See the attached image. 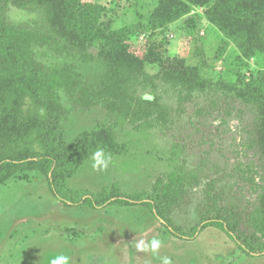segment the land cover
<instances>
[{
  "label": "rangeland",
  "instance_id": "1",
  "mask_svg": "<svg viewBox=\"0 0 264 264\" xmlns=\"http://www.w3.org/2000/svg\"><path fill=\"white\" fill-rule=\"evenodd\" d=\"M44 2L0 0V5L13 23L39 24L46 16ZM52 2L54 26L72 40L86 43L94 56L82 60L47 51L53 64L77 78L75 83L90 85L112 64L124 60L142 70L127 84L126 99L131 104L125 111L115 107L116 97L105 90L90 93L86 107L62 90L59 100L66 110L57 113L52 104L50 110L39 108L46 115L44 124L59 119L60 125L51 126L50 140L39 134L33 148L27 141L22 145L32 157L45 152L58 155L55 183L66 195L79 197L106 189L109 196L117 185L119 195L146 198L157 180L172 169V144L183 137L195 140L187 146L189 167L203 160L209 167L216 158L219 168L247 161L245 143L260 125L264 127V51L247 53L226 32L225 24L211 18L215 10H221V1ZM91 2L96 5L95 24L78 16ZM100 28L119 33L113 37L100 33ZM246 92L251 101L244 97ZM164 105L171 109L163 125L155 117ZM28 108H37L32 96L24 99V110ZM120 113L126 118L120 119ZM16 115L0 121L2 132L6 128L17 133ZM197 123L200 130L195 132ZM98 149L111 157L103 172L91 166V156ZM205 172L221 184L235 179L218 171ZM189 191L190 196L170 215L172 227L182 233L201 224L206 214L200 210L201 188L191 186ZM242 192L248 202H258L259 195L246 184ZM153 237L162 241L159 256L170 257L173 264H264V255L246 254L214 226L203 228L192 240L179 236L142 204L92 208L62 203L49 188L43 170L19 171L0 185V264H49L58 254L69 256L70 264H160L151 252L134 247L135 241Z\"/></svg>",
  "mask_w": 264,
  "mask_h": 264
},
{
  "label": "trees",
  "instance_id": "2",
  "mask_svg": "<svg viewBox=\"0 0 264 264\" xmlns=\"http://www.w3.org/2000/svg\"><path fill=\"white\" fill-rule=\"evenodd\" d=\"M220 1L221 10H215L211 18L219 25L225 24L226 27L224 25L223 27L226 32L231 34L247 53L264 51V0H215V3ZM44 3L47 5L43 9L46 16L39 24L36 21L13 23L6 19V8L0 5V80L2 84L0 121L17 112V133L8 131L6 128L4 133L2 132L4 127L0 129V185L5 184L19 171L43 170L48 176L49 188L62 203L72 206L86 205L92 208H104L108 203L142 204L179 236L192 240L203 228L214 226L225 232L246 254L264 255L263 125H260L259 132L257 130L255 133L252 132L250 140L245 143L247 146L244 147V154L247 161L236 163L232 168H229L227 163L219 168L218 158L211 161L209 167L206 166V160L194 167H189L186 153L190 142L187 138L190 136L176 140L171 147L172 169L166 173L165 178L157 180L151 194L146 198L132 199L119 195L115 192L117 185L113 187L109 196H106V189L97 193L86 192L79 197L66 195L55 183L54 173L58 165V155L50 152L36 154L33 157L28 155V150L23 147L22 141H27L31 149L39 140V134L43 140L48 141L51 139V126L57 128L60 125L59 119L53 120L50 125L44 124L46 115L39 110V108L50 110L51 104L55 106L54 111L57 113L66 110L59 100L60 91L66 90L74 101L86 107L89 105L90 93L104 94L105 90V93L111 97H116L114 105L122 112L125 108L129 109L131 104L126 99L129 94L128 82L133 76L136 77L142 73L141 67L132 68L131 63L124 60L121 63L112 64L100 74L98 80L90 85L75 83L77 78H74L66 68L53 64L47 51L65 53L82 60H92L94 56L86 43L80 44L72 40L54 26L55 5L52 0H45ZM248 5L251 6L250 11ZM23 7L27 8L26 5ZM95 7L96 5L92 2L87 7H81L79 18L95 24L98 20ZM40 10L42 9L36 11L40 12ZM99 32L113 35V37L119 33L101 28ZM95 83H99L98 88H94ZM26 96L33 97L37 108L24 110ZM244 97L250 101L253 99L247 92ZM150 98L151 96L145 97V99ZM169 109H171L170 106L164 105L161 113L156 112L157 123L163 125L166 123L170 114ZM126 116V114H119L120 119ZM199 122H202V119H199ZM195 127V132H198L199 124L197 123ZM14 134L17 135L14 137ZM199 140L202 141L201 138ZM193 141L195 140L191 139V142ZM210 147H215V143H211ZM257 160L258 163H256ZM207 169L213 171L212 174L218 171L223 177L232 176L235 179L233 182L221 184L205 172ZM204 178L207 179L205 184L201 182ZM245 184L259 195L258 202L253 204L244 199L242 190ZM191 186L201 188L200 210H205L206 214L201 224L191 228L188 233H182L172 227L170 215L175 208L181 206L186 197L190 196ZM244 203L245 206H243Z\"/></svg>",
  "mask_w": 264,
  "mask_h": 264
},
{
  "label": "clouds",
  "instance_id": "3",
  "mask_svg": "<svg viewBox=\"0 0 264 264\" xmlns=\"http://www.w3.org/2000/svg\"><path fill=\"white\" fill-rule=\"evenodd\" d=\"M92 169L97 172L106 171L111 163V157L107 155L103 149L96 150L92 156ZM162 246V241L153 237L148 241L140 239L134 242V247L142 253L151 252L154 257H156L160 264H173V261L168 256H159V250ZM49 264H70V257L64 254H58L50 259Z\"/></svg>",
  "mask_w": 264,
  "mask_h": 264
}]
</instances>
